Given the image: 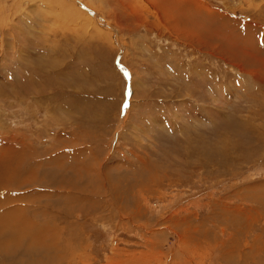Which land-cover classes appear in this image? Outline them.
Segmentation results:
<instances>
[{
  "label": "rangeland",
  "instance_id": "obj_1",
  "mask_svg": "<svg viewBox=\"0 0 264 264\" xmlns=\"http://www.w3.org/2000/svg\"><path fill=\"white\" fill-rule=\"evenodd\" d=\"M9 156L0 264H264V0H0Z\"/></svg>",
  "mask_w": 264,
  "mask_h": 264
},
{
  "label": "bare ground",
  "instance_id": "obj_2",
  "mask_svg": "<svg viewBox=\"0 0 264 264\" xmlns=\"http://www.w3.org/2000/svg\"><path fill=\"white\" fill-rule=\"evenodd\" d=\"M10 155V154H9ZM11 156V155H10ZM8 157V159H9V163L10 164H6L4 167H3V172H0V175H3L4 177H5V179L4 180H0V187H2V185L5 183V184H8V182L11 184V183H13V182H15L16 184H23L24 183V179H18L19 177H20V172H19V169L18 168H16L15 170H13L14 169V167H13V165H12V161L13 160H10L11 159V157ZM7 159V160H8ZM2 160L0 159V162H1ZM6 161H4V162H2V163H5ZM7 163V162H6ZM21 163V162H20ZM88 164V163H87ZM17 165V164H16ZM87 166V165H86ZM12 169V171H8L9 169ZM88 168H90V167H88ZM88 171V170H87ZM4 226V225H3ZM46 230V229H45ZM17 231V230H16ZM10 232V231H9ZM1 233V232H0ZM11 233H12V231H11ZM10 234V233H9ZM13 234V233H12ZM2 235V234H1ZM4 235V234H3ZM17 235V234H16ZM13 236V235H12ZM14 238L16 237V236H13ZM10 239V238H9ZM16 239V238H15ZM14 239V240H15ZM2 240H3V237H2ZM11 240V239H10ZM17 242H18V240H17ZM16 242V243H17ZM43 243V242H42ZM0 245H1V242H0ZM5 245V244H4ZM14 245V244H13ZM15 246H17L16 244H15ZM3 247V246H2ZM5 247V246H4ZM18 247V246H17ZM15 248V247H14ZM1 249V248H0ZM5 249H6V247H5ZM3 250V249H2ZM7 251V250H6Z\"/></svg>",
  "mask_w": 264,
  "mask_h": 264
}]
</instances>
